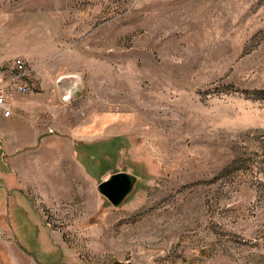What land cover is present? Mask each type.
Returning <instances> with one entry per match:
<instances>
[{
	"label": "rangeland",
	"instance_id": "374dc122",
	"mask_svg": "<svg viewBox=\"0 0 264 264\" xmlns=\"http://www.w3.org/2000/svg\"><path fill=\"white\" fill-rule=\"evenodd\" d=\"M0 42L22 54L0 82L21 58L51 109L20 97L39 139L98 143L57 197L7 187L0 155V264H264V0H0ZM116 172L138 183L114 208Z\"/></svg>",
	"mask_w": 264,
	"mask_h": 264
},
{
	"label": "crops",
	"instance_id": "0c3cea01",
	"mask_svg": "<svg viewBox=\"0 0 264 264\" xmlns=\"http://www.w3.org/2000/svg\"><path fill=\"white\" fill-rule=\"evenodd\" d=\"M4 51L6 50L2 51L0 49V72H4L1 67L7 62H11L14 56L22 55L18 53L12 54V52H9L10 49H8L7 53ZM33 88V92L29 95H37V97L33 99L34 104L39 105V108L45 106V108L51 110L50 107H48L49 105H45L46 101L41 102L42 97H40V91L36 90L34 85ZM13 95L18 98H13V102L10 103L12 116L4 118L0 112V155L3 156L4 165H6L9 173L15 176V180L12 181L9 175L3 174L1 182L5 183V185L10 188L17 187L20 191H26L30 187L37 190V193H41L40 195L48 194L49 196L54 195L55 197L61 196L64 192H69L67 176L63 175L64 172H68V160L72 161L69 166L73 168L80 167V169L83 170L81 171L87 177V181L93 180L92 175H90L88 170L77 160L75 148L78 145L86 147L87 145L98 144L95 143L96 138L92 136L93 127L97 123L94 122L93 125L85 129H82V127L71 128L67 133L68 137L72 138L70 147H67L66 138L57 137L54 138L55 140L45 139L41 141L39 135L42 133V129L37 126L33 131L30 129L29 125L25 123L28 110H39H36V108H27V104L20 99V97L24 98L26 96L19 94H12V96ZM46 100H48V97ZM57 127L62 128L65 132L67 131V128L60 123ZM51 141H53V144H51ZM40 145L41 147L39 148ZM47 147H49V154H42L43 149ZM67 152L70 153V155L67 154ZM93 155V153L90 155H88L87 152L85 153V156L90 162L89 164L92 166H94ZM58 172L60 175H58ZM11 194L12 192L4 194V201L6 204H8L9 201L12 202L15 210H18L19 205H17V200L19 198L21 199V197H19L20 193L15 196H11Z\"/></svg>",
	"mask_w": 264,
	"mask_h": 264
},
{
	"label": "water",
	"instance_id": "95a60500",
	"mask_svg": "<svg viewBox=\"0 0 264 264\" xmlns=\"http://www.w3.org/2000/svg\"><path fill=\"white\" fill-rule=\"evenodd\" d=\"M77 77L73 74L60 76L57 81L59 95L64 102H68L72 94L76 91L69 89L68 83L70 80L75 81ZM138 180L135 175L123 172H116L106 179L102 180L96 187L99 195L114 207L120 206L125 202L135 190Z\"/></svg>",
	"mask_w": 264,
	"mask_h": 264
},
{
	"label": "built area",
	"instance_id": "2783aa9c",
	"mask_svg": "<svg viewBox=\"0 0 264 264\" xmlns=\"http://www.w3.org/2000/svg\"><path fill=\"white\" fill-rule=\"evenodd\" d=\"M27 68L21 58L13 61V71L6 81L0 82V112L4 118L12 116L10 103L12 94L27 96L34 90L33 85L28 83L26 79Z\"/></svg>",
	"mask_w": 264,
	"mask_h": 264
}]
</instances>
